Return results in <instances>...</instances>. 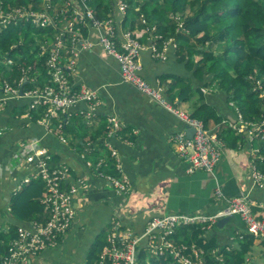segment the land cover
<instances>
[{
    "label": "crops",
    "instance_id": "obj_1",
    "mask_svg": "<svg viewBox=\"0 0 264 264\" xmlns=\"http://www.w3.org/2000/svg\"><path fill=\"white\" fill-rule=\"evenodd\" d=\"M5 1L19 7L14 0ZM80 2L73 0L70 6H66L67 0H61L65 11L59 12L56 17L52 14V25L44 31V36L26 45L28 50L25 55L21 52L26 44L24 39L12 38L2 29L0 39L8 37L11 42L7 47H1L0 51L7 50V55L16 57L15 63H20L23 58L29 59L31 55L37 58L40 45H53L59 30L76 20L72 11ZM87 2L96 16L112 18L118 30H130L133 24L131 31L143 45L139 55V73L152 86L161 88L164 99L173 108L192 115L200 103L204 104L200 112L206 117L208 130H214L219 135V131L229 128L233 135L218 136L224 148L213 172L198 170L187 173L186 164L179 157V145L172 140L176 133L186 130L184 121L173 110L122 82L117 60L96 43L98 32L89 27L87 21L86 25L81 24L83 37L94 42V46L91 51L81 50L79 53L73 81L75 87L85 84L99 92L101 104L94 116L86 121V103L76 102L60 120L59 135L66 140L62 142L58 135L38 122L40 118L33 124L28 117H21L18 98L10 99L0 107V127H12L11 124H14L12 131L15 132L9 136L6 134L9 129L0 136V224L3 221L2 211L7 212L13 191L17 190L20 179L25 175L22 160L17 158L19 140L38 138L55 160L68 165L66 182L72 183L78 190L80 210L73 230L63 243L43 250L38 256L30 258L28 264H93L94 260H91L97 245L105 241L113 226L111 221L115 219L116 206L120 215L118 230L129 228L135 234H141L153 217L168 213L213 215L224 207L222 197L242 192L256 204L254 209L264 215V186L253 184L249 175L250 147L245 142L246 133L237 132L242 128L234 115L236 108H233L232 101H228L224 91L217 87H203L204 78H193L194 62L199 56L191 54L181 59L179 41L174 40L175 47L166 41L163 45L154 44L156 38H153V33L147 27L144 28L146 32L139 27L143 24L139 6L132 8L128 4L123 13L115 7L113 0H100L98 10L90 5L91 0ZM0 4L7 6L1 1ZM22 25L31 29L28 22ZM193 43L191 40L188 44ZM153 45L160 56L152 51ZM65 47L68 45L65 44ZM66 59L67 54L64 55V62ZM41 63L42 60L39 65ZM45 75L47 70L42 68L38 73L42 84L45 83ZM185 84L192 90L189 94L191 98L178 99L181 86ZM196 90L202 91L203 99L200 100ZM208 111L211 117L207 116ZM110 117L116 119V128L108 123ZM18 118L26 119L21 127L27 129V136L19 135H23V130L19 134L16 132ZM112 150L114 155H111ZM99 161L102 165L96 170L94 164ZM113 178L127 181L126 194H116ZM218 190L221 197L216 194ZM7 219L10 224H17L16 216H8ZM217 221L200 237L204 241L213 239L215 243L209 250L197 246L203 255L207 253L219 264H264V241L253 237L243 251L241 243L246 233L243 225H217ZM190 238L189 228L182 229L178 234V240ZM141 252L144 263L157 264L150 262L143 250ZM219 253L222 255L218 259Z\"/></svg>",
    "mask_w": 264,
    "mask_h": 264
},
{
    "label": "built area",
    "instance_id": "obj_2",
    "mask_svg": "<svg viewBox=\"0 0 264 264\" xmlns=\"http://www.w3.org/2000/svg\"><path fill=\"white\" fill-rule=\"evenodd\" d=\"M72 1L67 0L66 6H70ZM113 2L117 9L125 12L127 8L125 0H113ZM13 8H17L18 11L0 4V27H15L20 23L28 22L30 28L45 31L53 23L54 17L50 13L51 2L44 3V7L37 12L26 9L24 11L17 6ZM72 13L77 23L74 21L59 30L53 45L42 44L39 47L38 57L42 58L41 67L47 70L43 86L38 87V82H41L39 76L38 78L33 77L38 75L41 67L32 68V65H29L22 69V77L15 84L13 80L10 81L5 78L7 73L5 76L3 73L0 76V107L7 104L10 99L26 96L31 101L23 116L29 117L31 110L37 109L40 105H47L49 110L38 122L43 124L48 131L58 135L62 142L66 140L59 135L60 120L62 115L67 114L68 109L76 102L83 101L86 103L87 109L84 113L86 121L94 116L101 104L99 92L85 84H79L75 87L73 81V77L77 73L76 62L79 53L81 50L91 51L94 46V42L82 35L80 25H86L85 22L87 21L88 26L98 32L96 43L105 53L112 55L117 60L122 82L131 85L155 102L173 110L186 126L193 127V134L190 138L187 137L186 130L179 131L172 138L179 145V157L186 164V172L194 173L198 170L213 172L223 154V141L214 133H209L200 119L173 108L164 99L161 88L152 86L140 75L139 55L143 45L133 36V31L129 29L126 31L118 30L112 18L102 19L96 16L93 9L86 5L85 0H81ZM165 41L175 47L173 38ZM65 44L68 47L64 48ZM152 51L160 56L155 45L152 46ZM65 54H67V59L64 62ZM6 56L11 58L7 54ZM15 65L17 63L14 62L12 67ZM12 67L8 69V73ZM28 77L32 78L33 88L22 89L23 94L20 95V83ZM54 120L56 121L55 124ZM238 121L242 128L239 131L246 133L245 142L250 147L249 175L252 183L264 186V173L260 172L255 164L260 146L256 145L264 137L262 134L264 117L259 123H249L248 125V122L243 121L238 113ZM108 123L115 128L117 127V121L114 117L108 118ZM250 125L252 126L249 127ZM9 129L12 127H0V135ZM24 149H27V152H24ZM17 151L18 161L22 160V168L25 171L17 189L31 180H40L45 190L44 196L40 199L44 210L38 217L30 218L15 225L16 234L8 242L7 249L1 256L0 264H28L29 259L38 256L41 251L59 246L76 225L80 210L77 198L78 190L72 183L66 182L68 177V165L66 163L55 160L54 156L36 137L19 140ZM114 154L115 151L112 150L111 155ZM94 165L95 169L98 170L102 162L99 161ZM127 184L125 179L122 181L112 179L114 191L121 196L127 193ZM216 194L221 197L219 190ZM222 200L225 202L224 207L210 216L168 213L153 217L147 222L141 234H135L129 228L122 231L118 230L119 221L117 218L120 215H118V206H116L114 209L115 219L112 220L113 226L109 229L105 237V244L93 264H141L139 254L142 250L148 258L168 259L169 264H204L202 250L193 243L178 240V234L185 228H189L191 231V226H199L201 229L208 230L220 218L233 214L239 216L247 233L264 241V215L259 214L254 209L257 207L256 204L246 194L242 192L236 196L222 197ZM221 255L219 253L217 258L219 259Z\"/></svg>",
    "mask_w": 264,
    "mask_h": 264
},
{
    "label": "trees",
    "instance_id": "obj_3",
    "mask_svg": "<svg viewBox=\"0 0 264 264\" xmlns=\"http://www.w3.org/2000/svg\"><path fill=\"white\" fill-rule=\"evenodd\" d=\"M125 1L127 5H131L132 8L135 6L140 7L139 11L142 13L143 24L139 25V27H142L143 30L147 27L148 30L153 33V36H156L154 44L156 42L163 45L165 40L173 38L181 43L179 46L181 59L184 60L191 54L193 56H199L194 62L193 78L200 80L204 78L206 81L203 83V87L207 86L211 89L217 87L224 91L228 101L235 103L237 112H234V115L236 120L238 119V113L243 121L248 122V125L249 123H259L263 119L264 0ZM100 4V0H91L90 2V5L95 10H98ZM186 4L190 5L189 13H185L184 9ZM86 5L89 6L87 0ZM170 11L172 14H170ZM173 16H177L180 19L177 20ZM131 29H133V24L130 27V30ZM148 30L147 32H149ZM144 31L146 32V30ZM132 34L138 39L134 32H132ZM191 40H193L194 43L188 44ZM10 42L11 40L8 37L1 38L0 48L4 46L7 47ZM37 48L38 47H36V49ZM27 50L28 47L25 46L24 49H21V52L25 55ZM40 59L42 60V58L38 56L36 58L33 55H31L29 59H21V62L12 67L5 78L10 81L13 80L14 84L19 82L23 74L22 69L27 68L30 63L32 68L41 67V65H39ZM22 61L25 62L23 63ZM191 65L192 63L190 66ZM33 77L38 78V75ZM31 79L32 78L28 77V79H23L21 81L20 85L22 89L28 90L33 88ZM42 86V82H38V87ZM195 92L199 94L200 100L203 99L201 90H196ZM190 93L192 94L190 86L186 84L182 85L178 99H190ZM197 99L199 98L197 97ZM18 100V112L21 115L26 112V108L31 99L22 96L19 97ZM203 105L204 104L200 103V107L197 108L191 116L198 119L200 118L206 130L209 133L213 132L217 137L221 135L232 136L233 131L229 128L222 129L221 132L219 131V135L214 130H208L206 117L200 112ZM48 110L49 107L47 105H40L37 109L30 111L28 119L35 124ZM63 116H65V114ZM207 116H212L210 111L207 112ZM25 121L26 119L18 118V122L15 125L17 126L16 132L18 134L21 130L24 132L23 135L19 134L20 136H27V129L21 127ZM55 123L56 121L54 120V124ZM13 125L11 124L12 129H14ZM251 126L252 125L249 127ZM12 129L6 134L11 136V134L15 133ZM58 131L60 132V127ZM262 134L264 135V130ZM261 140L258 151L260 154L264 153V137ZM255 164L260 172L264 173V159H256ZM44 194V185L40 180H31L19 189L13 191L9 205L11 213L18 218L17 224L42 214L44 209L40 199ZM15 225L16 224H10V230L7 232H0V262L1 256L7 249L8 242L10 239L14 238L16 234ZM190 228L191 238L185 240L187 243H192L193 241L196 246L208 250L215 246L213 239L204 241V239L200 238L204 229H201L199 226H191ZM252 239L253 236L251 234L247 232L243 234L241 243L243 251L251 243ZM104 244L105 241H101L97 245L96 252L93 255L94 258L91 261L98 258V252L101 251ZM139 256L141 264H146L143 261L142 252H140ZM203 259L204 264H219L217 260L207 253H205ZM168 261V259L156 260L153 257L150 258V262L157 264H169Z\"/></svg>",
    "mask_w": 264,
    "mask_h": 264
},
{
    "label": "rangeland",
    "instance_id": "obj_4",
    "mask_svg": "<svg viewBox=\"0 0 264 264\" xmlns=\"http://www.w3.org/2000/svg\"><path fill=\"white\" fill-rule=\"evenodd\" d=\"M0 1L3 4H6V1L5 0H0ZM60 1L61 0H14L13 2L17 3L19 5V7L22 8V10L25 11V9H26V10H29V11H32V12L33 11L34 12H37V11L41 10V8L44 7V3L51 2L50 13L53 14V15H55L54 17H56V15L59 12H62L64 10V8L61 7ZM31 4H33V6H35L34 9H32L33 6H31ZM160 4H162V3H160ZM6 5L9 6L10 8H12V10L13 9H16V11H18L17 8H13V7H16L17 6V5H14V3H9V4H6ZM138 8H140V7H138ZM189 8H190V5L189 4H186L185 9H184L185 10V13H189L190 12V9ZM170 14H172L171 11H170ZM173 17L175 19H177V20L180 19L177 16H173ZM2 29H5L4 30V34H7V35H9L12 38H23L24 41L26 42L25 46L26 45L28 46L29 45V42H31V40L36 41L44 33L43 30H40V29H37V28H31V29H29L28 27L23 26L22 23H20L18 26H15V27H12L11 26V27L2 28V26H1L0 27V30H1L0 31V34H1V32L3 33ZM175 42H176V40H175ZM6 54H7V50H4L3 52L0 51V76H2L3 73H4L3 76H5L6 73H8V69H10L12 67L14 61H16V57L7 58ZM13 55H15V52L13 53ZM38 56H39V53H38ZM233 104H234L233 108H236L235 103H233ZM21 117H25V116H21ZM228 126H231L232 129L235 128V126H233V125H229L228 124ZM239 130L240 129H238V131H237L238 133L240 132ZM57 133H58V131H57ZM242 133H244V131ZM250 136H253V135H250ZM259 145H260V142H258L256 146H259ZM256 157L259 160L264 159V156L262 154H260V155L257 154ZM9 209H11L10 208V205H8L7 212H6V210H3L2 211V214L1 215H2L3 221L0 224V232H7L8 230H10V227H8L9 224H10V220L7 219V217L8 216H13V214L11 213V210H9Z\"/></svg>",
    "mask_w": 264,
    "mask_h": 264
},
{
    "label": "water",
    "instance_id": "obj_5",
    "mask_svg": "<svg viewBox=\"0 0 264 264\" xmlns=\"http://www.w3.org/2000/svg\"><path fill=\"white\" fill-rule=\"evenodd\" d=\"M19 94L20 95L23 94L22 93V87L19 90ZM192 134H193V127L186 126V135H187V137L190 138L192 136ZM229 223L237 224V225L243 224V222L241 221V219L239 218V216H237L236 214H233V215H229V216L220 218L217 221V225H225V224H229Z\"/></svg>",
    "mask_w": 264,
    "mask_h": 264
}]
</instances>
